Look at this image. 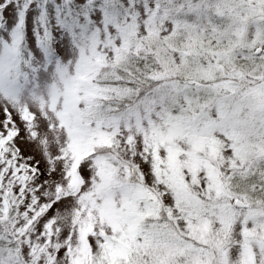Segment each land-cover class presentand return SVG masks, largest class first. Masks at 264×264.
Masks as SVG:
<instances>
[{"label":"snow or ice","instance_id":"obj_1","mask_svg":"<svg viewBox=\"0 0 264 264\" xmlns=\"http://www.w3.org/2000/svg\"><path fill=\"white\" fill-rule=\"evenodd\" d=\"M0 264H264V0H0Z\"/></svg>","mask_w":264,"mask_h":264}]
</instances>
